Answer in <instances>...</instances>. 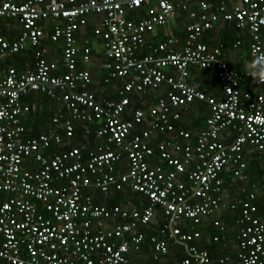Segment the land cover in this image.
I'll return each mask as SVG.
<instances>
[{"label":"built area","instance_id":"1","mask_svg":"<svg viewBox=\"0 0 264 264\" xmlns=\"http://www.w3.org/2000/svg\"><path fill=\"white\" fill-rule=\"evenodd\" d=\"M180 13L187 20L182 37L168 32L154 42L156 29ZM3 20L18 33L0 35V264H210L190 243L205 223L225 235L217 218L227 208L237 210L236 248L233 260L223 256L218 264H264V219L254 205L258 190L264 205V188L238 186L244 198L229 204L222 184L245 183L244 149L264 150V84L241 91L246 75L228 68L220 45L201 40L219 21L232 22L247 32L249 56H264V0H218L214 7L199 0L192 8L187 0H0ZM87 27L91 37L78 41ZM96 42L101 84L118 82L116 99L97 100L91 89ZM27 51L31 66L1 68L3 59ZM190 68L213 70L221 97L189 85ZM147 91L158 96L127 112L131 97ZM30 94L57 109L52 127L25 137L30 107L22 99ZM194 101L208 115L191 137L174 124ZM76 125L82 139L90 125L96 142L50 151L71 141ZM135 126L142 128L132 133ZM124 187L145 205L107 207L87 193ZM158 212L162 223L147 234ZM172 244H183L186 256L165 260Z\"/></svg>","mask_w":264,"mask_h":264},{"label":"trees","instance_id":"2","mask_svg":"<svg viewBox=\"0 0 264 264\" xmlns=\"http://www.w3.org/2000/svg\"><path fill=\"white\" fill-rule=\"evenodd\" d=\"M196 1L199 0H187V4L190 6L191 8L194 7V4ZM207 1V0H204ZM217 1V0H216ZM209 2V1H207ZM215 4V3H214ZM143 10L141 8L138 9V12H142ZM131 14V13H130ZM130 14H128V17H130ZM141 14V13H140ZM185 14L184 13H180L177 17V19L175 20L177 23V30L175 35L182 37L183 35V20H184ZM185 23V22H184ZM228 23V25H230V27L233 29L234 33H237L238 30L237 28L234 27V24L232 22H225ZM219 25V24H218ZM14 24L10 21V20H3L0 21V35H6V33L4 34V31L6 28H10L11 32L14 31L13 29ZM89 28H87V32H89ZM210 31V30H208ZM242 31V30H241ZM207 32V31H206ZM246 32V31H245ZM18 33V31H17ZM16 33V35H17ZM247 33V32H246ZM13 34V33H12ZM261 34H264V29L261 30L260 36ZM14 35V34H13ZM12 36H8L6 35V38H11ZM262 38V37H261ZM260 38V39H261ZM163 39V35H157L156 36V42H160ZM247 39H248V44H249V38H248V34H247ZM202 40V39H201ZM238 41V40H236ZM203 42V40H202ZM235 42V41H234ZM240 42V40H239ZM46 45L49 44L48 42H45ZM206 44V43H205ZM232 44V43H231ZM208 47H212L213 45H220L221 46V52L225 57L226 54V48L224 46V48L222 47L221 44L219 43H215L212 45H208L206 44ZM240 46V45H239ZM231 47V46H230ZM244 52L248 54V45L245 48V46H243ZM264 51V50H263ZM30 51L27 52H22L19 54H15V55H11L5 59L2 60V66L1 68H7V67H12L15 70H18L20 67H25V63L26 65L29 67L31 64L32 59H30ZM226 62V61H225ZM20 64H22L20 66ZM226 65L228 66V68L231 69V67L229 66V64ZM26 66V67H27ZM193 71V74L197 77V79H201V81H203L202 84L205 85H210L212 90H213V94L216 96H218V92H219V87L216 81V77H215V72L213 70H199V69H194V68H190ZM189 69V70H190ZM235 72V71H234ZM236 73V72H235ZM237 74V73H236ZM238 75V74H237ZM212 80H214L215 82L212 83ZM203 86V85H200ZM239 88L241 91H244V85H239ZM199 89H203L202 87H200ZM116 92L112 93L111 97L112 99H116ZM158 96V94L156 92H151V91H147L145 94L140 95V96H132L130 99V104L127 107V112H131L135 109H145L148 105V103L151 101L152 97ZM22 102H24L27 105H44L45 103H49L52 105L53 108H55V110L57 109L56 105L51 102L49 99H47L44 95L41 94H30L27 97H24L22 99ZM35 111L34 113H36L34 115L33 112L28 113V116L31 118L30 120L26 121V125L30 124H34L35 121H39V117L41 116L43 121L48 120V117L51 116V112L52 110L49 111V113H44L43 109L41 111V113H39L36 109L33 110ZM206 113H207V108L205 106V104H203L202 102H198V101H194L190 106H188L187 110L182 112L180 115V119L178 122H176L174 124L175 129H182L184 131H188L192 137L194 136L192 131H196V129L200 126V124L202 123V121L204 122V119L206 117ZM43 115V117H42ZM41 120V121H42ZM88 129H89V133H87V135H85L86 137L84 139H82L81 136V129L79 128V126L76 125V127L74 128V136L72 138L71 141H69L68 143L63 144L62 146H57V147H53L52 149H50V151L53 152H61L63 150H67L69 149V147H77L79 144L85 145V146H91L94 144V142H96V140L94 139V136L92 134V129H90V125H87ZM140 128H142V126H135L132 130V133H136L140 130ZM136 129V131H135ZM46 130V129H45ZM34 129L31 128V131L29 133V131L25 132V137H30L34 134ZM44 132V131H43ZM91 133V134H90ZM162 136H159L157 139L160 140L162 139ZM250 159L246 160V164H245V174L247 177V180L245 183H241L238 180L235 181H231L229 178H223L222 180V184H223V197L226 200V202L230 203H236V201L243 199V194L241 192H239L237 190L238 186H243L246 189L249 188V185L251 183L256 184L257 186H259L260 188H264V150L262 152H254L250 154ZM262 164L261 167H259ZM119 168L121 170L124 169V163L120 162L119 163ZM249 191V190H247ZM255 200H254V205L256 206V215L261 218L264 219V205L261 203V198H262V192L261 190L255 191ZM98 197L100 196L97 192H93V197ZM101 197V196H100ZM126 199L127 201L131 200L134 203H144L146 202L145 198L142 195L136 194V193H131L130 191H125L122 193H116L114 194L111 198L109 199H104L103 202L105 201L107 203L108 206L110 205H123L126 204ZM97 202V198L95 200ZM94 201V202H95ZM95 202V203H96ZM99 203V202H98ZM228 209V208H227ZM222 212L220 214V216H218V221L223 225L225 232L228 233V238L230 236H232V238L230 239V243L227 244V246H225L226 243V238H224L225 235H222L220 233H218L217 229L212 227L211 224H203L200 226H197V229L199 230V238L195 239L194 241H192L190 244L194 245L197 249L199 250H204L206 252V254L208 255L209 258V262L210 264H218V259L226 256L229 259L233 260V255L231 252V249L235 243L234 240V235H235V230L233 229H229L235 221L236 215H237V210H227ZM162 223V218L161 215H159V212L157 213V215L155 216V218L152 219L151 223H150V229H148L146 231L147 234H151L155 232V228L158 227L160 224ZM217 236V241H212V237ZM229 240V239H228ZM176 247V248H174ZM185 246L183 244H172V245H168V253L164 258L165 260H178V259H182L186 256V252H185ZM147 251H150V249L148 250L146 247ZM136 260V259H134ZM236 261V260H235ZM236 262H234L235 264Z\"/></svg>","mask_w":264,"mask_h":264},{"label":"crops","instance_id":"3","mask_svg":"<svg viewBox=\"0 0 264 264\" xmlns=\"http://www.w3.org/2000/svg\"><path fill=\"white\" fill-rule=\"evenodd\" d=\"M207 1H209V2H207ZM207 1H205V2L206 3H210V5L212 7L216 6L217 2H218V0L217 1L216 0H207ZM224 2H226L227 5H229L230 0H224ZM190 6H192V5H190ZM177 17L175 18V20L177 19ZM175 20L173 22H176ZM11 22L14 24V27H13L14 31L11 32L10 28H6L5 31H4V34L6 33V35L12 36L11 38H14V37L17 36L16 33L18 31V27L13 21H11ZM173 22H171L167 27L156 29L155 36L153 37L154 42H156L155 39H156L157 35H163V37H164L168 32H171V33H173L175 35L176 30H177V25H176V28H175L174 31L170 30V27L173 25ZM182 22H183V25L187 22L185 17H184V20ZM87 28H85L84 31H78L77 36H76L78 41H81V40H83L85 38L87 39V38L91 37L89 35V32H87L88 31ZM6 35H2V36L6 37ZM260 38H261L260 39L261 46L264 49V34L263 35L261 34ZM202 40H203L204 43H206L208 45L219 43V44L222 45L223 48L225 46L227 51H226V54H225L224 58H225V61L227 62V64H229L231 69L233 71H235L238 75H240V76H245L246 75L247 81L244 84V91L251 90L253 88V84H252L253 83V79H252V77L249 76V71H248V68L246 67L247 65H250V63L253 61V59L249 56V54L245 53L244 49H243V46H245V48H246L247 45H248L247 33L245 31H243V30L241 31L240 30L237 33H234L233 29L230 27V25H228V23L220 21L219 23L215 24L210 29V31H207V32H205L203 34ZM236 40H238V41L240 40V42H239L240 46L232 47L233 44H234V41H236ZM45 42H43V44H46ZM98 42H96L94 44L93 48H92V54H91V57H90V63L88 65V68H89V71L91 73V78H92V82H93V84H92L93 87L91 89L95 91L96 99L97 100H106V99H111L112 98L111 95H112L114 89H116L115 87L118 86L119 83L118 82H111L110 84H101V80L99 78L100 64H101V53H100ZM45 46H46V48H49L50 51L55 49L54 46L52 45L53 46L52 47L50 44H47ZM213 46H215V45H213ZM29 54H30V59H31V55H32L31 52ZM53 57H57V58L59 57L58 51H54V56ZM21 65L22 64H20V66ZM24 65H25V67L27 66L26 63ZM30 66H31V64H30ZM25 67L24 66L20 67L18 70H22ZM192 71H193L192 69H190V71H188V77L186 78V82L189 85H192V86H194V87H196L198 89L200 87H202L204 89V91H206V93L208 92L207 94L210 93V95L215 97V95L213 94L214 92H213L211 86L210 85H205L204 86V84H202L203 81H201L200 78L197 79V77L193 74ZM214 82L215 81L212 80V83H214ZM217 84H218V82H217ZM200 85H203V86H200ZM203 89H200V90H203ZM220 97H221L220 92H218V96H216V98H220ZM29 107H30L31 112H33V113L35 112V111H33L35 109L39 113H41V111L43 109V112L46 113V114L49 113L50 110H52L51 116L48 117V120L43 121L41 116H40L39 117L40 120L39 121H35V123L33 125L30 124V123H29V125H26V121L31 119L28 116V114L26 115V117L24 119L25 132L29 131V133H30L31 128L34 129V131H33L34 134L32 136H30V137H33V136H35L37 134H40V133H44V132H46L49 129V127H52V125L50 124V118L54 115L55 108H53L51 104H49V103H45L44 105H42V104H40V105L31 104V105H29ZM36 113H34V115ZM207 115H208V111L206 113V117H207ZM42 117H43V115H42ZM203 127H204V122L202 121V123L196 129V131H192L193 134H194L193 137H195L198 134V132L200 131V129H202ZM191 137H192V135H191ZM254 152L255 151L252 150V148H249V147H246L244 149V151H243V160H244L245 164H246V160L250 159V156H251L250 154L254 153ZM125 191H130V190L127 187H124L121 191H118V192L117 191H113V192H110V193L104 194V195L103 194L102 195L99 194L101 197L100 196H98V197L94 196L93 197V192L94 191H91V190H88L87 193H89L92 196L93 202L97 198V202L95 201L96 203L99 202V203H102L105 206L109 207L105 201L103 202V200L111 198L116 193H122V192H125ZM130 192L132 193V191H130ZM124 200H126V199H124ZM114 205L119 206V207L134 206V207L140 208V207L144 206L145 204L144 203H139V202L134 203L131 200H129V201L126 200V204H123V205L114 204ZM110 206H113V205H110ZM229 229L235 230L234 224ZM227 232H229L228 229L225 232V236H224V238H226L225 246H227V244L230 243V239L232 238V236H230L231 238L230 237L228 238V233ZM234 237H235V235H234ZM234 240H235V238H234ZM174 248H176V247H174ZM235 248H236V246H235V243H234V245H233V247L231 249L232 255L234 254ZM146 255H147V252H146ZM141 257H143V254L140 252L139 258H141Z\"/></svg>","mask_w":264,"mask_h":264},{"label":"clouds","instance_id":"4","mask_svg":"<svg viewBox=\"0 0 264 264\" xmlns=\"http://www.w3.org/2000/svg\"><path fill=\"white\" fill-rule=\"evenodd\" d=\"M246 67L254 83L264 84V56L255 58L250 65Z\"/></svg>","mask_w":264,"mask_h":264},{"label":"rangeland","instance_id":"5","mask_svg":"<svg viewBox=\"0 0 264 264\" xmlns=\"http://www.w3.org/2000/svg\"><path fill=\"white\" fill-rule=\"evenodd\" d=\"M176 25H177V23L176 22H173V25L170 27V30L171 31H174L175 28H176ZM261 166H262V164L259 167H261Z\"/></svg>","mask_w":264,"mask_h":264},{"label":"bare ground","instance_id":"6","mask_svg":"<svg viewBox=\"0 0 264 264\" xmlns=\"http://www.w3.org/2000/svg\"><path fill=\"white\" fill-rule=\"evenodd\" d=\"M220 22V21H219ZM261 33V32H260ZM264 50V49H263ZM190 71V70H189ZM204 90V89H203ZM211 92V91H210ZM208 93V92H207ZM210 94V93H209ZM91 128V127H90ZM135 131H136V129H135ZM91 134V133H90Z\"/></svg>","mask_w":264,"mask_h":264}]
</instances>
